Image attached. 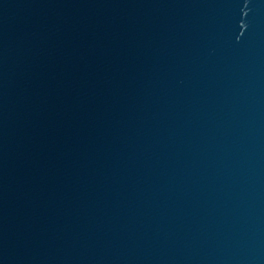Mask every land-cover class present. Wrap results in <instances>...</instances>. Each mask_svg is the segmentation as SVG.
<instances>
[{
  "label": "water",
  "instance_id": "obj_1",
  "mask_svg": "<svg viewBox=\"0 0 264 264\" xmlns=\"http://www.w3.org/2000/svg\"><path fill=\"white\" fill-rule=\"evenodd\" d=\"M0 264H264V0H0Z\"/></svg>",
  "mask_w": 264,
  "mask_h": 264
}]
</instances>
